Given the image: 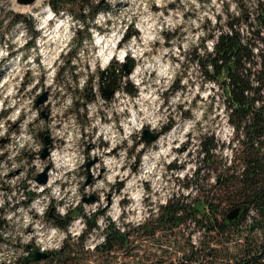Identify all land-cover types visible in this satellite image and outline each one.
<instances>
[{
  "label": "rangeland",
  "instance_id": "obj_1",
  "mask_svg": "<svg viewBox=\"0 0 264 264\" xmlns=\"http://www.w3.org/2000/svg\"><path fill=\"white\" fill-rule=\"evenodd\" d=\"M49 1L29 8L0 1V153L5 157L0 160V203L11 202L21 190L39 194L35 177L47 166H53L52 176L61 183L59 192L53 184L46 188L47 199L40 198L44 203L38 209L50 204L42 214L31 207L15 214L0 208L2 233H7H0V246L4 239L12 248L24 249L27 241H34H29V230L36 218L34 231L41 232V244L55 245L64 229L55 221L64 218L61 212L74 214L80 207L97 217V228L85 239V248L92 250L89 246L102 239L107 218L138 224L155 216L166 200L185 197L189 202L214 186L215 173L206 169L199 183L185 185L201 165L203 137L216 140V160L230 162L226 144L233 128L223 108L222 88L205 78L201 61L195 64L190 55L203 58L212 50L217 31L226 29V14H237V7L232 0H91L110 8L94 15L98 29L90 28L76 47L75 14L65 9L56 13ZM243 1L249 10L255 7L256 0ZM127 24L137 34L118 43ZM237 27L245 32L248 24L242 19ZM110 48L114 55L105 64ZM70 51L74 57L67 61ZM120 56L133 64L120 84L132 83L138 92L131 96L117 88L104 97L100 71L110 62H123ZM136 69L141 73H134ZM46 89L47 100L36 106ZM90 95L94 100L88 101ZM145 127L169 129L154 142H141ZM25 135L32 138L27 143ZM46 135L52 147L43 159ZM55 150L64 161L55 158ZM91 196L93 201L84 200ZM83 229L84 219L75 213L68 233ZM47 230L54 233L50 236ZM139 244L138 239V249Z\"/></svg>",
  "mask_w": 264,
  "mask_h": 264
},
{
  "label": "trees",
  "instance_id": "obj_2",
  "mask_svg": "<svg viewBox=\"0 0 264 264\" xmlns=\"http://www.w3.org/2000/svg\"><path fill=\"white\" fill-rule=\"evenodd\" d=\"M232 1L237 14H226V29L217 31L212 50H206L203 58L190 55L195 64L201 61L207 80L220 84L227 122L233 127L226 144L230 162L216 160V140L203 137L201 165L194 178L185 183H199L200 172L206 169L215 173L214 186L204 188L189 202L185 197L168 199L155 216L138 224L107 218L102 227L103 240L93 250L85 248V239L97 228L96 214L88 215L77 207L75 213L84 219L79 236L69 234L61 247L48 251L44 259L19 264H264V47L260 46L264 44V2L256 0L255 7L249 10L243 0ZM48 3L56 13L65 9L75 14L79 21L75 28L76 47L89 35L90 28L98 29L94 15L110 8L104 1ZM18 19L26 21L24 17ZM218 19L221 20L219 15ZM242 19L248 24L245 32L237 27ZM128 27L127 24L121 43L137 34ZM70 52L67 61L74 57ZM128 65L133 68L132 63ZM120 87L131 96L138 92L132 83ZM91 96L88 101L94 100ZM224 203L227 210L223 209ZM236 206L242 209L229 220L227 213ZM70 212L55 223L65 227L75 215ZM138 239L140 249L135 246Z\"/></svg>",
  "mask_w": 264,
  "mask_h": 264
},
{
  "label": "built area",
  "instance_id": "obj_3",
  "mask_svg": "<svg viewBox=\"0 0 264 264\" xmlns=\"http://www.w3.org/2000/svg\"><path fill=\"white\" fill-rule=\"evenodd\" d=\"M26 42V40H25ZM120 86H122L120 84ZM118 87V88H122V87ZM117 90V89H116ZM115 90V91H116ZM233 128V127H232ZM153 131H156V130H153ZM23 138H26V140L24 141V143H27L29 142L32 138H30V136H23ZM158 138V136H157ZM156 138V139H157ZM155 139V140H156ZM52 147V143L49 145V152H50V148ZM55 152H58L57 150L54 151V155H55ZM59 153V157H56L55 155V158H60V160L63 159L64 161V158H63V154L58 152ZM2 154L0 153V160H4V158H1ZM168 167H172L170 166V164L168 163ZM52 173H53V166H51L50 168H48V171H47V174H48V179H47V182L44 183V184H38L36 182V186L39 187V189L37 190L39 192V194L35 195V193L31 192L30 190H27L26 192L24 190H21L19 191V194L15 197L14 200H11V202H6L4 201L3 203H0V208H8L9 210H11L14 214L15 212H21L23 210V208H27V207H31L32 209L31 210H35V212L38 214V213H43V209L45 208V206H48V204H50V201L45 204V206H43V208L41 209H38L39 207V204L40 203H44L43 200H46L47 198V195H45V190L46 188H52V184L53 186H57L58 188V192H59V186H61V183L60 182H55L57 179L55 177L52 176ZM50 181V182H49ZM57 188L54 187V189L57 190ZM53 196V195H52ZM55 196V195H54ZM40 198H43V200H41ZM166 202H168L166 200ZM84 213V212H83ZM61 214H65L64 215V218L66 217L67 215V211H63L61 212ZM9 217V215H6ZM82 218V216H81ZM83 219V218H82ZM36 219H33L32 223H30L31 225V228L29 230V236H30V239L29 241L33 238L34 239V243L32 241L28 242L27 243H32L34 247H37L38 249L40 250H43V251H51V250H55V249H58L61 247V245L63 244V241L69 237V234H71L72 236H79L81 233H79V231H74L73 233H68V224L63 227V231H62V239L60 242L56 243L55 245H47V244H41V239H40V234L41 232H37V231H34L35 230V227H38V222L36 221ZM0 221H1V225H0V233H2V230L4 228V219L0 218ZM48 231V234L51 236L54 231L52 230H47ZM3 236L4 235H7L6 232L2 233ZM103 240V236H102V239L100 241ZM97 242V243H100ZM26 243V244H27ZM25 244V245H26ZM96 244V243H95ZM95 244L93 245H90L89 247L92 248V250L95 248ZM25 245L23 247H25ZM26 252H25V249H14L11 247V245L6 242L4 239H3V243L1 244L0 246V264H10V263H14L16 261L20 262L23 255H25Z\"/></svg>",
  "mask_w": 264,
  "mask_h": 264
},
{
  "label": "water",
  "instance_id": "obj_4",
  "mask_svg": "<svg viewBox=\"0 0 264 264\" xmlns=\"http://www.w3.org/2000/svg\"><path fill=\"white\" fill-rule=\"evenodd\" d=\"M3 1V0H0ZM45 1V0H14V4L16 8H24V7H31L34 4H37L38 2ZM132 71V68L128 65L127 61L123 60L120 64L110 62L108 64V67L102 68L100 71V88H101V93L104 97L110 98L111 94H113L116 90V88L120 85V79ZM48 98L47 91L44 90L41 94H39L35 100L36 106H39L43 104ZM41 114L43 116H46L45 110L41 111ZM158 136V131H153L148 127H145L142 130L141 137L139 138V141H148V142H154L155 139ZM44 147L41 151V158L45 159L47 155L49 154V136L46 135L44 137ZM91 162L87 163V166L90 165ZM48 166L45 167V169L42 172H39L37 176L35 177V180L39 184H44L47 182L48 179ZM91 180L89 178L86 183H88ZM85 201H93L94 196H91L90 198L85 197ZM242 209V206H236L234 209L229 211L227 213V218L229 220L235 219L239 215V211ZM1 225V221H0ZM25 251L27 252L23 257L22 261L24 263H28L29 261H37L40 259H44L47 255V251H43L38 249L37 247H34L32 243H27L25 245Z\"/></svg>",
  "mask_w": 264,
  "mask_h": 264
},
{
  "label": "bare ground",
  "instance_id": "obj_5",
  "mask_svg": "<svg viewBox=\"0 0 264 264\" xmlns=\"http://www.w3.org/2000/svg\"><path fill=\"white\" fill-rule=\"evenodd\" d=\"M43 12H47V9H45V7H44V10H43ZM113 41H114V38H113ZM101 43V42H100ZM113 43V42H112ZM113 51H112V48H110V52L106 55V57H105V64L108 62V61H110V59H111V57H113ZM122 56V55H121ZM119 57L118 59L120 60V61H122L123 60V57ZM104 67V66H103ZM162 71V70H161ZM166 72V71H165ZM134 73H136V74H140L141 72H140V70H138V69H136L135 71H134ZM55 155L56 156H59V153L58 152H55ZM50 182V181H49Z\"/></svg>",
  "mask_w": 264,
  "mask_h": 264
},
{
  "label": "flooded vegetation",
  "instance_id": "obj_6",
  "mask_svg": "<svg viewBox=\"0 0 264 264\" xmlns=\"http://www.w3.org/2000/svg\"><path fill=\"white\" fill-rule=\"evenodd\" d=\"M46 91H47V95H48V92H49L48 89H46ZM168 129H169L168 127H167V128H164V130H163V129H160V130L157 129V131H158V135H159L161 132H165V131L168 130ZM157 131H156V132H157ZM50 144H51V141H50ZM50 214L52 215V212H51Z\"/></svg>",
  "mask_w": 264,
  "mask_h": 264
}]
</instances>
